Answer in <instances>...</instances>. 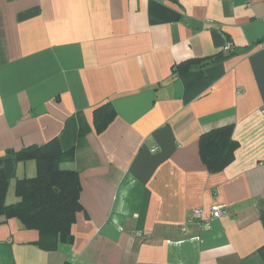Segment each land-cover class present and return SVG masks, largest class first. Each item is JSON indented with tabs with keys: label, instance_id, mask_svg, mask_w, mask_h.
Here are the masks:
<instances>
[{
	"label": "crops",
	"instance_id": "crops-1",
	"mask_svg": "<svg viewBox=\"0 0 264 264\" xmlns=\"http://www.w3.org/2000/svg\"><path fill=\"white\" fill-rule=\"evenodd\" d=\"M226 125L232 160L206 172L198 139ZM52 139L74 151L73 241L2 221L0 264H264V0H0L6 194L36 174L8 152ZM213 206L230 216L189 225Z\"/></svg>",
	"mask_w": 264,
	"mask_h": 264
},
{
	"label": "trees",
	"instance_id": "trees-1",
	"mask_svg": "<svg viewBox=\"0 0 264 264\" xmlns=\"http://www.w3.org/2000/svg\"><path fill=\"white\" fill-rule=\"evenodd\" d=\"M198 63L204 65L207 61L192 60L180 69L187 71L188 65ZM113 109L111 103L94 109L93 124L97 132L103 131L115 118ZM231 129L226 125L200 135L198 154L206 172H219L232 160L234 141ZM8 153L17 163L33 161L36 174L16 181L14 193L17 201L7 204L8 181L0 170V222L15 219L23 229L36 231L38 239L32 244L43 251H55L60 244L72 242L70 229L75 221L74 215L80 210V184L77 172L64 170L61 164L73 161V149L62 150L57 140L52 139L42 145Z\"/></svg>",
	"mask_w": 264,
	"mask_h": 264
},
{
	"label": "built area",
	"instance_id": "built-area-1",
	"mask_svg": "<svg viewBox=\"0 0 264 264\" xmlns=\"http://www.w3.org/2000/svg\"><path fill=\"white\" fill-rule=\"evenodd\" d=\"M229 49L230 47L227 45L225 46L224 51H228ZM155 150L156 148L152 149V152H155ZM191 212L192 214H191V218L189 219V225L196 223L195 220H198L196 224H198L199 226H201L202 224L208 225L207 223L214 219L216 220L230 216L229 211L222 206H213L209 210V212H207V215L200 207L194 208L193 210H191Z\"/></svg>",
	"mask_w": 264,
	"mask_h": 264
},
{
	"label": "rangeland",
	"instance_id": "rangeland-1",
	"mask_svg": "<svg viewBox=\"0 0 264 264\" xmlns=\"http://www.w3.org/2000/svg\"><path fill=\"white\" fill-rule=\"evenodd\" d=\"M16 201H17V197H16L15 193L14 192H7V194L5 196V202L7 204H11V203H15Z\"/></svg>",
	"mask_w": 264,
	"mask_h": 264
}]
</instances>
